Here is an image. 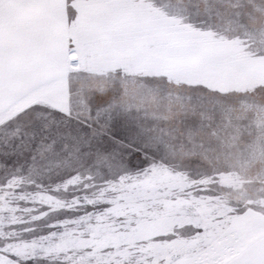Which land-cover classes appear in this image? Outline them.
I'll list each match as a JSON object with an SVG mask.
<instances>
[{
	"label": "snow or ice",
	"instance_id": "6c2138e0",
	"mask_svg": "<svg viewBox=\"0 0 264 264\" xmlns=\"http://www.w3.org/2000/svg\"><path fill=\"white\" fill-rule=\"evenodd\" d=\"M0 264H264V0H0Z\"/></svg>",
	"mask_w": 264,
	"mask_h": 264
}]
</instances>
